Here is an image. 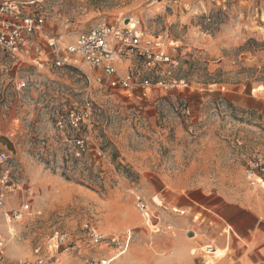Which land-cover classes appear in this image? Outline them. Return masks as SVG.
<instances>
[{"label":"rangeland","instance_id":"obj_1","mask_svg":"<svg viewBox=\"0 0 264 264\" xmlns=\"http://www.w3.org/2000/svg\"><path fill=\"white\" fill-rule=\"evenodd\" d=\"M7 1L22 20L44 22L24 35L19 54L0 48V152L31 188L32 206L19 224L0 210L5 259L34 260L40 248L56 264H199L219 239L206 218L215 195L264 203V189L246 176L264 156V0ZM123 20L175 42L173 78L188 88L156 86L167 66L151 71L139 58L121 73L138 70L154 85L132 95L94 83L82 61L51 66V39L70 43ZM72 112L83 118L78 128ZM77 138L89 148L80 158ZM19 203L11 194L7 209ZM193 240L206 242L201 255L188 250Z\"/></svg>","mask_w":264,"mask_h":264},{"label":"built area","instance_id":"obj_2","mask_svg":"<svg viewBox=\"0 0 264 264\" xmlns=\"http://www.w3.org/2000/svg\"><path fill=\"white\" fill-rule=\"evenodd\" d=\"M43 22V19L22 20L21 10L16 4L0 0V48L12 55L19 54L24 35L40 31ZM49 46L53 55L52 67L55 69L76 68L82 61L93 75L94 83L105 90L122 91L132 95L137 89L149 90L153 87V81L145 78L138 70H127L121 73L126 62L134 58L142 59L144 66L151 71L167 66L168 80H159L156 86L167 90L188 88L186 80L173 78L174 70L179 64L170 55L169 49L175 47V42L161 36L147 38L139 24L135 22L132 24V20H123L118 24L103 22L79 34L70 43L62 44L60 40L51 39ZM35 63L41 69L47 65L42 60H36ZM87 78L91 81L88 75ZM69 119L72 127L78 128L83 118L79 113L72 112ZM75 144V155L78 158L89 151L84 139L77 138ZM97 154L101 156L102 152L98 151ZM17 173V168L11 163L10 157L0 152V210L6 211V216L13 224L22 223L32 210L30 200H25L31 188L18 178ZM246 176L253 186L257 185L264 189V156H258L248 164ZM11 194L20 203L18 207L8 210ZM136 204L143 219L151 223L154 215L146 202L137 196ZM40 251V248L36 250L37 257L34 260H7L0 243V264L58 263L57 259L53 260L54 257L43 256ZM213 252H215L213 246H206L207 254L211 255Z\"/></svg>","mask_w":264,"mask_h":264},{"label":"crops","instance_id":"obj_3","mask_svg":"<svg viewBox=\"0 0 264 264\" xmlns=\"http://www.w3.org/2000/svg\"><path fill=\"white\" fill-rule=\"evenodd\" d=\"M214 201V206L206 209V218L219 239L215 252L206 253L199 264H264V203L250 197L238 200L220 194L215 195ZM205 243L193 240L187 247L201 255ZM218 250L224 255L216 256ZM207 257L212 259L210 263L205 260Z\"/></svg>","mask_w":264,"mask_h":264},{"label":"bare ground","instance_id":"obj_4","mask_svg":"<svg viewBox=\"0 0 264 264\" xmlns=\"http://www.w3.org/2000/svg\"><path fill=\"white\" fill-rule=\"evenodd\" d=\"M132 24H133V21H132ZM156 203H157V205H158L159 207L162 205V203H161L160 201H158V202H156ZM7 221H8V220H7ZM8 222H9V221H8ZM9 224H11V223H9ZM157 227H158V226H157ZM157 227H155V226L152 227V228L155 230V233H158V232H159V230H156ZM8 228H9V233H10V234H13V233H14V228H13V226L8 225ZM195 253H196V250H192V255H194ZM119 257H120V256H119ZM116 259H117V257L114 258V259H112V260H110L109 263L114 262ZM104 264H108V262H104Z\"/></svg>","mask_w":264,"mask_h":264}]
</instances>
